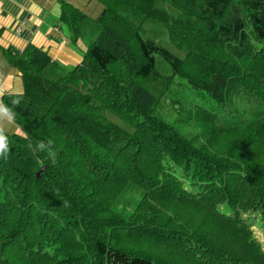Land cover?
I'll use <instances>...</instances> for the list:
<instances>
[{
    "label": "trees",
    "instance_id": "obj_1",
    "mask_svg": "<svg viewBox=\"0 0 264 264\" xmlns=\"http://www.w3.org/2000/svg\"><path fill=\"white\" fill-rule=\"evenodd\" d=\"M96 1V20L61 1L70 40L93 36L79 63L31 43L8 54L23 92L3 106L23 135L3 133L0 264H264V155L242 150L264 148V0ZM177 78L182 102L157 116ZM129 186L157 221L125 214Z\"/></svg>",
    "mask_w": 264,
    "mask_h": 264
},
{
    "label": "crops",
    "instance_id": "obj_2",
    "mask_svg": "<svg viewBox=\"0 0 264 264\" xmlns=\"http://www.w3.org/2000/svg\"><path fill=\"white\" fill-rule=\"evenodd\" d=\"M61 1L82 13V20H96L103 8L96 0H0V107L4 108L5 95L23 92L20 72L8 54L22 52L31 43L47 50L53 61L63 65L81 61V44L70 40L60 22ZM10 117L0 112V131L23 135Z\"/></svg>",
    "mask_w": 264,
    "mask_h": 264
},
{
    "label": "rangeland",
    "instance_id": "obj_3",
    "mask_svg": "<svg viewBox=\"0 0 264 264\" xmlns=\"http://www.w3.org/2000/svg\"><path fill=\"white\" fill-rule=\"evenodd\" d=\"M143 26H144L145 35L152 37V38H155L156 40H158L159 42L164 44L168 49H170L175 54H178L179 56L184 55L183 52H181L179 50L177 51L175 49V46L168 39L166 30L162 26H160V25H158L152 21H146L143 24ZM87 29L88 30L85 31V33H84V38L78 39V42H79V44H81V48H82L81 52H83V50L86 49V44L88 43V41L93 40V36L90 33V29L89 28H87ZM156 66L159 70H161V72L163 74L169 73V72H167L169 69L168 65L166 64V62L161 57L156 58ZM184 82L185 81L183 79L177 78V80H176L177 86L176 87L171 86V89H170L171 94H169V95L166 94L165 97L163 96L159 99V102H157V105H158L157 106V108H158L157 116L167 117V116L174 114L173 108H176L174 106L178 105L177 103H179V101L182 102V100H183L182 95H183L184 87H182L180 85L184 84ZM227 107H225V108H227ZM105 117L108 120H111L113 122L115 121L116 123L123 125L122 121L112 114L106 113ZM259 125H260V130L261 129L264 130V128H263L264 122H260ZM237 134H239V133L237 132ZM228 137L230 139L231 135H228ZM190 138H193V137L190 136ZM184 143H185V145L188 144V138L184 141ZM262 144L263 143L258 142L254 138H251V139L249 138L246 141L245 146H242L243 147L242 150L245 154H249L251 156H255V154L256 155H264V152H263L264 148H263ZM233 153H234V155L235 154L237 155L240 153V151L233 152ZM231 155L233 156V158H235V156L232 153H231ZM41 171H42V169H39V170H37L38 173L37 172L36 173L39 175L40 174L39 172H41ZM131 188H132V186H129L125 190V193L127 194V196H126L127 198L124 199L125 202H127L129 200L132 202V204L126 205L125 214L137 215L140 218L142 217L143 220L157 221V219H155L154 216L157 215L156 212L158 210V203L155 202V200H153V198H150L149 196H146V198H143L142 197L143 191H141V190L136 191L134 188L133 189H131ZM141 200H142L143 204L139 205V202H141ZM166 205H168V204H166ZM178 206L181 207L182 209L186 210L185 213H186V217L188 219V222L192 221V219L194 220V216L196 215V212H192V210H190V209L194 208L193 206H191V205L185 206L183 204L178 205ZM188 206H189V210L187 208ZM162 213L164 214V211ZM177 225H180V224H177ZM188 225L190 226V224H186V225H184V227H182V229L187 230V228L185 226H188ZM252 228L256 232V235H258L261 238L260 230L257 228V226L252 227ZM188 231L190 232L191 230L188 229ZM175 232H182V231L176 230ZM137 238L139 239L138 236H137ZM143 239H151V238L148 236H144ZM163 246L165 247L164 250L159 249L160 250L159 253L165 255L167 257V259H173L172 256H174L173 253H175V252L173 249H171V246H169V245H167V246L163 245ZM148 248H150V247H148ZM151 248H152V246H151Z\"/></svg>",
    "mask_w": 264,
    "mask_h": 264
},
{
    "label": "clouds",
    "instance_id": "obj_4",
    "mask_svg": "<svg viewBox=\"0 0 264 264\" xmlns=\"http://www.w3.org/2000/svg\"><path fill=\"white\" fill-rule=\"evenodd\" d=\"M0 112H2L4 114H8V110L3 108V107H0ZM38 147L40 149H43V148H45V145L43 143H41ZM6 152H7L6 138L3 135L2 131H0V156H5V158H6Z\"/></svg>",
    "mask_w": 264,
    "mask_h": 264
},
{
    "label": "water",
    "instance_id": "obj_5",
    "mask_svg": "<svg viewBox=\"0 0 264 264\" xmlns=\"http://www.w3.org/2000/svg\"><path fill=\"white\" fill-rule=\"evenodd\" d=\"M38 175V174H37Z\"/></svg>",
    "mask_w": 264,
    "mask_h": 264
}]
</instances>
